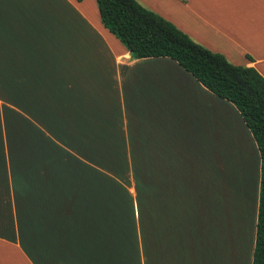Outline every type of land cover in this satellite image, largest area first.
Returning <instances> with one entry per match:
<instances>
[{
    "label": "crops",
    "instance_id": "obj_1",
    "mask_svg": "<svg viewBox=\"0 0 264 264\" xmlns=\"http://www.w3.org/2000/svg\"><path fill=\"white\" fill-rule=\"evenodd\" d=\"M138 1L264 77V0ZM0 93V264H252L261 160L242 115L174 59L131 58L96 0H0ZM213 159L247 192L236 221L208 202Z\"/></svg>",
    "mask_w": 264,
    "mask_h": 264
},
{
    "label": "trees",
    "instance_id": "obj_2",
    "mask_svg": "<svg viewBox=\"0 0 264 264\" xmlns=\"http://www.w3.org/2000/svg\"><path fill=\"white\" fill-rule=\"evenodd\" d=\"M82 1V0H77ZM101 22L131 58L169 57L208 90L231 102L252 133L260 154L259 204L252 264H264V77L236 65L192 39L138 0H96ZM138 205L140 194H136Z\"/></svg>",
    "mask_w": 264,
    "mask_h": 264
},
{
    "label": "rangeland",
    "instance_id": "obj_3",
    "mask_svg": "<svg viewBox=\"0 0 264 264\" xmlns=\"http://www.w3.org/2000/svg\"><path fill=\"white\" fill-rule=\"evenodd\" d=\"M12 98H13V93H0V105L2 106H11L12 104ZM5 104V105H4ZM9 110H11V108H9ZM8 110H6V117L8 116V118L10 119L11 115H9ZM87 152V151H86ZM91 152V150L89 151ZM214 161V159H213ZM212 161V169L207 166V170H206V176L204 177V181L206 182H202L201 185H203L205 183V186H207V189L210 190V188L212 189V194L211 197L209 195V201L208 202H213L211 203V207H212V212L216 215L217 210H218V206L221 208L223 217L226 216L225 212V208H228V212H229V216L230 217H234L233 221H236L238 219V215L239 213H235L234 211H237V208H239V206L241 205L242 201H243V195L247 194V192L244 190V187L242 188V185H239V187H235V190L232 191L230 189V186H227V191H226V182L228 180V175L226 172H222L219 169V166L217 161ZM103 167L107 168V163H101ZM211 170V171H210ZM130 180L128 179V185L126 183H124V179L123 178H117V186L118 188H123V190L125 191L124 194H118L117 195V203L120 205H123L124 201L125 202H129L130 197L133 198V217L135 216V219H137L138 221L140 220V210L141 209H137L135 206V197H136V193H135V188L130 186ZM125 186H129V191L126 189ZM237 189H239L238 191H236ZM244 190V192H243ZM209 194V193H208ZM251 194V193H250ZM146 196V195H145ZM118 198H122L123 201H120ZM144 201H146V198L144 199ZM122 202V203H121ZM220 203V204H219ZM145 204V203H144ZM123 209H119L118 212H122L123 215L126 213H130V211L128 209H124V205L122 206ZM240 209V208H239ZM128 216V215H127ZM135 221V220H134ZM134 227L136 228V226L134 225Z\"/></svg>",
    "mask_w": 264,
    "mask_h": 264
}]
</instances>
